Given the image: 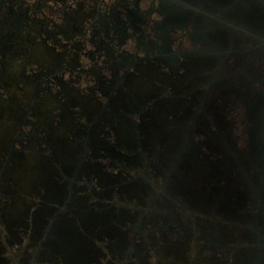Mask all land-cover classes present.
Returning a JSON list of instances; mask_svg holds the SVG:
<instances>
[{
	"label": "flooded vegetation",
	"instance_id": "flooded-vegetation-1",
	"mask_svg": "<svg viewBox=\"0 0 264 264\" xmlns=\"http://www.w3.org/2000/svg\"><path fill=\"white\" fill-rule=\"evenodd\" d=\"M206 62L219 64V83L203 81ZM18 78L24 88L12 92ZM196 95L204 101L189 119ZM15 99L29 110L18 124L7 117ZM154 105L170 110L168 124L196 129L236 122L243 135L250 122L264 123L257 24L200 0H0V264H66L56 249L59 221L91 226V264H123L112 242L99 241L109 220L129 241L125 253L138 256L135 235L162 233V214H194L165 192L156 196L154 160L143 147ZM60 124L75 128L69 139L56 133ZM50 134L60 153L42 144ZM167 197L173 202L161 207ZM144 214L158 215L157 225ZM192 243L205 253L203 242Z\"/></svg>",
	"mask_w": 264,
	"mask_h": 264
},
{
	"label": "water",
	"instance_id": "water-1",
	"mask_svg": "<svg viewBox=\"0 0 264 264\" xmlns=\"http://www.w3.org/2000/svg\"><path fill=\"white\" fill-rule=\"evenodd\" d=\"M200 1L220 13L235 16L245 25L257 24L264 36V0ZM217 65L209 62L204 67L200 65L206 85L219 83L214 71ZM203 101L196 95L188 103L189 119L196 116L197 105ZM154 106L149 112L154 124L145 126L143 147L154 160L152 169L157 180L152 183L158 189L156 196L165 192L178 206L194 214L186 217L162 214L163 226H166L162 233L145 238L135 235L139 240L134 247L138 256L133 252L126 254L129 241L118 238L112 243L113 250L120 252L117 258L128 260L123 264H136L132 259L137 257L141 264L147 259V242L162 240L168 257L164 264H182L181 258L191 250L195 240L203 242L205 253L198 244L195 247L205 264H264V123L250 122L243 135L240 130L245 124L236 122L224 121L217 128L199 124L196 129L197 124H168L170 110ZM260 110L255 106L247 111L249 119L252 121ZM165 202L168 204L160 206L169 207L173 201L167 197ZM144 216L150 219L151 225H157L158 215ZM120 223L124 225L126 220Z\"/></svg>",
	"mask_w": 264,
	"mask_h": 264
},
{
	"label": "rangeland",
	"instance_id": "rangeland-1",
	"mask_svg": "<svg viewBox=\"0 0 264 264\" xmlns=\"http://www.w3.org/2000/svg\"><path fill=\"white\" fill-rule=\"evenodd\" d=\"M22 65H23L22 60H18L17 62H15V67L17 68L19 73H22L23 69H24V73L27 71L26 70L27 68H25V66L24 65L22 66ZM22 80H23V78H22ZM26 80L29 81L31 79L27 78ZM8 86H9L8 89H10L12 92H21L22 91L21 89L24 88V83L22 81H20V78H18V80L13 81ZM30 96L32 97L34 95L31 93ZM26 110H28L27 106H25V104L23 102H21L20 100L15 99L12 103L11 111L7 117L17 121L16 124H18L21 122L22 119L25 118V115L27 114ZM59 126L60 127L55 126V128H57L56 133H59L62 136H64V135L66 136V134H67V136H68L67 139H69L70 136L68 133L71 131H74L75 128H70V127H68L67 124H60ZM45 127L49 128L48 125H45ZM52 129H54V128H52ZM49 137H51V138L48 139L46 136L43 137L45 139L41 140V142L43 141L42 144H44V142L49 143L55 147V149H56L55 151L60 153L59 146L54 145L53 143H50V141H52V140L55 141V140H57V138L51 134ZM33 148L35 149V146ZM80 159L82 161V158H80ZM47 184L49 186H51V189L56 188L55 181L52 182V181L47 179ZM109 221H110L109 223L107 222L105 224V226H107L105 228V230H102V232L105 234L107 239L101 238L99 240V241L105 242L106 248L108 247L109 243H111V242L115 243L117 241V239L120 238L116 234L117 225L116 224L112 225L111 220H109ZM131 223H133V222H131ZM101 225H102V223H101ZM54 226L57 227V229H58L56 237H57V242L59 244V247H56V249L63 253L65 259L67 260L66 264H91L92 258L94 255V251H95V246H97V244H95L96 238L93 235L91 226L89 224H80L78 222H75V223L71 222L69 225H65L63 223H60V221ZM113 232H115V233H113ZM147 243H148L147 244L148 250L151 252V255L145 261H142L141 264H164V262L168 259V257H166V253L163 250V246L160 243H157V241H153V242L150 241ZM195 243H196V241H195ZM193 244L194 243H191V245H190L191 250L187 253L186 256H183L180 261L182 262V264H195V263L205 264L204 261L200 260V258L198 256L199 254L196 253L197 248L194 247ZM56 249H54V250L57 251ZM3 255H5V253H1V256H3ZM133 261L136 262V264H138V262L140 263V261H138L136 259H133ZM123 262H128V260L124 259L122 261V263Z\"/></svg>",
	"mask_w": 264,
	"mask_h": 264
}]
</instances>
